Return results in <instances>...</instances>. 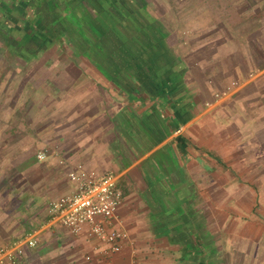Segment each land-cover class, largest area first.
Segmentation results:
<instances>
[{"label": "crops", "instance_id": "0c3cea01", "mask_svg": "<svg viewBox=\"0 0 264 264\" xmlns=\"http://www.w3.org/2000/svg\"><path fill=\"white\" fill-rule=\"evenodd\" d=\"M24 7L0 14V243L33 230L26 264H264V0ZM75 162L116 173L117 251L48 217Z\"/></svg>", "mask_w": 264, "mask_h": 264}, {"label": "built area", "instance_id": "2783aa9c", "mask_svg": "<svg viewBox=\"0 0 264 264\" xmlns=\"http://www.w3.org/2000/svg\"><path fill=\"white\" fill-rule=\"evenodd\" d=\"M228 88L229 85L223 92ZM45 156L43 149L35 153L38 160ZM66 175L71 188L47 202L49 219L71 233L82 232L86 236L96 237L101 243L98 251L103 255L117 251L126 233L115 225L116 208L122 199L121 189L116 185V173L110 170L99 173L75 162ZM34 235L33 230H28L0 243V264H26L22 248L35 243ZM84 257L87 259L89 255L85 254Z\"/></svg>", "mask_w": 264, "mask_h": 264}, {"label": "rangeland", "instance_id": "374dc122", "mask_svg": "<svg viewBox=\"0 0 264 264\" xmlns=\"http://www.w3.org/2000/svg\"><path fill=\"white\" fill-rule=\"evenodd\" d=\"M24 6H25V0H0V14L3 17L8 16L6 18L11 17L13 20H16V22L23 23V22H26V20L24 19L25 15L23 13L24 8H25ZM62 10H63V13L64 12L69 13V11H68L69 9L68 10L65 9L64 6L62 7ZM40 20H42V19L40 18ZM40 20L37 21V23L30 24V26H28L27 34H29V32H31V31H35V30H38V31L40 30L41 32L42 31L44 32L46 30V27L48 25L43 28V25L40 23ZM71 21H73V19H71ZM49 22H51V21H49ZM78 23H79V20L76 21V24H78ZM52 26H54V27L52 28ZM49 27H51V31L53 29V33L55 34V38H53L55 44L57 43V41L62 40V38H64L66 36L64 33H61V31L56 29V27H58L57 24L51 22V25ZM45 34L46 33H44V37H45ZM89 38H92V37L89 36ZM89 42H91V39Z\"/></svg>", "mask_w": 264, "mask_h": 264}]
</instances>
